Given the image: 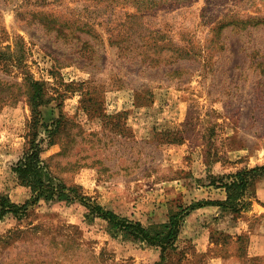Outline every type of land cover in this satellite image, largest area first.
I'll use <instances>...</instances> for the list:
<instances>
[{
    "label": "rangeland",
    "instance_id": "rangeland-1",
    "mask_svg": "<svg viewBox=\"0 0 264 264\" xmlns=\"http://www.w3.org/2000/svg\"><path fill=\"white\" fill-rule=\"evenodd\" d=\"M113 10L109 0H0V192L17 204L32 196L12 168L31 137L27 74L49 98L38 138L52 174L151 226L171 203L217 193L213 176L264 164V0H184L133 21V6ZM43 123L56 129L51 142ZM87 213L40 200L6 214L0 264H264L248 235L219 236L210 213L187 216L165 261Z\"/></svg>",
    "mask_w": 264,
    "mask_h": 264
},
{
    "label": "trees",
    "instance_id": "trees-1",
    "mask_svg": "<svg viewBox=\"0 0 264 264\" xmlns=\"http://www.w3.org/2000/svg\"><path fill=\"white\" fill-rule=\"evenodd\" d=\"M184 0H109V7L115 10L118 6H133L134 13H129L130 21L138 20L143 13L151 10H157L161 7H170L183 4ZM147 11V12H146ZM223 26V24H221ZM220 26V27H221ZM109 43L114 42L109 38ZM191 49V48H190ZM178 57L184 58L192 56L191 50L177 47ZM5 53L0 51V60L8 59ZM21 61L20 56L16 58ZM26 85H28V101L32 110V119L30 122V140L28 147L22 156L13 165V171L16 173L19 184L30 187L32 196L23 204H17L10 198L0 192V218L8 213L14 215L24 214L28 208L40 200L45 201H79L88 209V216L93 218L99 217L107 221L111 234L120 235L129 238L135 242L146 243L151 246L160 248L161 261L167 259L170 249H175V243L181 232L185 218L190 212L198 207L206 205H218L223 211L229 212L233 219L238 218L242 212L250 209L252 204L253 191L252 186L257 180H264V164L254 165L252 167H243L235 172L223 176H213L209 185L223 187L226 190L225 200L201 199L193 201L190 204L177 203L170 205L168 219L164 222L151 226L144 225L139 220H133L122 216L112 209H107L103 205L89 198L79 185H68L57 176L53 175L47 163L42 159V143L44 137L39 136V124L41 121L39 106L49 102L46 97L44 86L40 81L34 80L31 76L25 75ZM59 119L53 121L57 126ZM42 125V124H41ZM45 131L50 139H53L55 127L49 123H43ZM219 236L227 238L229 233L220 232ZM238 240H242V235H236ZM213 237L211 236V239Z\"/></svg>",
    "mask_w": 264,
    "mask_h": 264
},
{
    "label": "crops",
    "instance_id": "crops-1",
    "mask_svg": "<svg viewBox=\"0 0 264 264\" xmlns=\"http://www.w3.org/2000/svg\"><path fill=\"white\" fill-rule=\"evenodd\" d=\"M208 187L209 189H214L217 193H214L213 191L212 194H208L207 196H204L205 198L200 197L198 199L200 200L201 199H210V200H225L226 199L227 195H226L225 188L213 187V185H209ZM198 199H195V200H198ZM200 213L201 215H199ZM207 213H210V215L212 216L211 218H214L213 219L214 222L212 223V225L217 223L216 228H214L216 231L229 233L235 238H236V235L246 234L249 236V244H248L249 254L255 255V256L264 254V181H261L259 183V186L257 189V199L254 198L252 200L250 209L242 212V214L238 218L233 219L232 215L229 212L223 211V209L218 205H206L203 207H198L192 210L188 216L194 217V216L199 215V221H200L209 215ZM222 214L224 215L229 214L232 220H227V219L226 221L223 220V217L221 216ZM221 221H224L225 224L222 223ZM209 222L207 223L205 222L206 224L204 225L203 228H205ZM209 233L206 236L207 238L206 242L203 245H200L202 251H206V249L210 246V244H212L210 243L211 241L209 240ZM198 243L201 244L202 242L198 240ZM219 258L217 257L213 259L216 260Z\"/></svg>",
    "mask_w": 264,
    "mask_h": 264
}]
</instances>
